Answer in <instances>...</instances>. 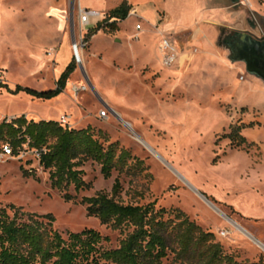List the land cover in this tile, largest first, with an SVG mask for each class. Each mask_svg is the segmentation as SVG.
<instances>
[{
  "label": "rangeland",
  "instance_id": "1",
  "mask_svg": "<svg viewBox=\"0 0 264 264\" xmlns=\"http://www.w3.org/2000/svg\"><path fill=\"white\" fill-rule=\"evenodd\" d=\"M79 1L0 0V86L56 88L55 73L60 79L72 62L62 73L56 66L61 36L73 34L81 42ZM164 1L131 0L140 12L122 23L120 41L99 35L89 48L85 33L81 62L74 57L77 66L59 96L45 100L0 88V122L23 114L60 121L62 114H71L72 128L90 125L106 146L117 142L131 153L124 170L107 179L100 164L86 162L81 169L91 186L80 192L71 187L75 199L66 201L34 150L18 156L0 150V206L52 214L62 232L94 228L110 238L106 247L116 248L126 233L89 216L82 200L100 191L113 195L120 179L116 198L123 203L181 209L214 233L224 255L232 258L224 264L264 263V81L223 43L231 32L264 37V0H224L247 15L242 24L211 22L208 45L204 34L201 45L194 43L196 29L164 36L151 30L150 24L161 28ZM83 4L101 8L98 0ZM172 4L175 22L189 26L193 7L184 0ZM163 38L177 46L171 67L162 64ZM83 84L90 90L74 93L72 87ZM106 107L111 110L101 117ZM238 127L255 145L237 146L228 137ZM138 159L143 169L136 167ZM163 264L190 263L170 252Z\"/></svg>",
  "mask_w": 264,
  "mask_h": 264
},
{
  "label": "trees",
  "instance_id": "2",
  "mask_svg": "<svg viewBox=\"0 0 264 264\" xmlns=\"http://www.w3.org/2000/svg\"><path fill=\"white\" fill-rule=\"evenodd\" d=\"M130 11L131 6L125 0L91 28L85 39L89 41L100 30L117 31L118 24L111 20H125ZM76 66L73 59L54 89L17 85L12 90L6 84L0 88L14 94L24 91L36 98L51 99L64 92ZM228 137L237 146L255 145L242 134L241 127ZM5 147L14 156L28 150L39 154L40 164L49 170L52 187L64 192L66 201L75 199L69 193L71 187L80 192L91 186L81 169L86 162L100 164L102 174L108 179L114 170L122 172L132 157L117 142L106 146L90 125L72 128L55 119H29L25 114L0 122V150ZM136 161V167L143 169L144 162ZM121 192V181L116 179L113 195L100 191L82 200L89 216L126 233L116 248L106 247L110 238L94 228L62 232L55 228L52 214L30 213L13 204L0 206V264H163L170 252L190 264H224L232 260L224 255L222 245L215 242L214 233L204 231L181 209H157L156 202L125 204L116 198Z\"/></svg>",
  "mask_w": 264,
  "mask_h": 264
},
{
  "label": "crops",
  "instance_id": "3",
  "mask_svg": "<svg viewBox=\"0 0 264 264\" xmlns=\"http://www.w3.org/2000/svg\"><path fill=\"white\" fill-rule=\"evenodd\" d=\"M125 0H98L99 5H101V8L95 9L93 6L87 4H83V0L79 1V5L81 8L86 9V10H91L95 14L89 18L90 22L87 26L84 27V34L93 27H95L103 18L107 16V14L120 6ZM128 1L129 5L131 6V9H136L137 11V16L140 12V9L138 5H133L131 0H126ZM172 1L174 0H168L164 1L165 5L163 6V16L162 20L160 21V26H154L150 24L152 27L151 30H155L158 34H161V36H164L166 32L174 30L175 33H186V32H191V30L196 29L195 35H193V40L194 43L197 45H201V34H204L205 37L202 39L203 43L205 45L210 44V38H211V32L212 28L210 27L211 22L219 23L222 25H227V24H233L237 23L238 20L242 24L244 23L243 18L245 15H247V11L243 7L239 8H234L232 5L227 4L224 0H184L189 3L190 6L193 7V17L191 20V24L189 26L185 25L184 22L176 23L175 18H174V8L175 6L172 4ZM234 3L236 0H232ZM93 3V2H92ZM186 3V2H185ZM80 15V13H79ZM143 16L148 17V11L144 10L142 12ZM136 16V17H137ZM80 20H81V16ZM131 18V15H129L125 20ZM149 18V17H148ZM247 18V16H246ZM125 20H119V19H112L111 22L116 21V23L119 26V29L115 32H106L105 30H100L97 34H95L90 41V46H92L94 39H96L99 35H106L108 37H112L116 41H120V35L122 32V23ZM147 23L148 20H146ZM139 23H137L138 25ZM136 25V28H137ZM198 26V27H197ZM138 29V28H137ZM143 26L141 25V28L138 30H142ZM81 31V30H80ZM138 33V32H137ZM74 41V35H67L63 34L61 36V39L59 40L58 44V49L56 50L55 53V58H56V66L59 68L60 66V73L64 71V68L69 64L73 59H74V54L72 50V43ZM160 51V49H159ZM61 57V65L57 63L58 57ZM88 56V52H87ZM148 64V63H144ZM56 74V79L57 81L59 80V73ZM81 110V108H79ZM27 115V114H26ZM65 114H62L60 117H62ZM71 116V114H68ZM58 117V118H60ZM83 120V119H81Z\"/></svg>",
  "mask_w": 264,
  "mask_h": 264
},
{
  "label": "built area",
  "instance_id": "4",
  "mask_svg": "<svg viewBox=\"0 0 264 264\" xmlns=\"http://www.w3.org/2000/svg\"><path fill=\"white\" fill-rule=\"evenodd\" d=\"M79 13L81 16V20H80L81 21V33H82L81 42L74 40L72 43V50H73V54H74L75 59L78 62H81L80 50L83 49L87 45V43H84L85 42L84 36H83L84 35V27L89 24V22H90L89 18L91 16H93L95 13L91 10H86V9L81 8V7H79ZM129 15L137 16L136 9H131ZM137 28L140 29L141 25L138 24ZM176 53H177V46L172 42V40L169 38H163L161 41V44H160V54L162 56L163 66L171 67L174 64V62H176V60H177V54ZM72 90L74 91V93L77 94L80 92L89 91L90 89H89L88 85L83 84V85L73 86ZM110 110H111V108L106 107L105 110L101 111L100 116L106 117L108 112H110ZM60 122H61V124L65 125V126L71 127L68 115H63L61 117ZM5 149L7 150L8 153H11L10 148L5 147Z\"/></svg>",
  "mask_w": 264,
  "mask_h": 264
},
{
  "label": "water",
  "instance_id": "5",
  "mask_svg": "<svg viewBox=\"0 0 264 264\" xmlns=\"http://www.w3.org/2000/svg\"><path fill=\"white\" fill-rule=\"evenodd\" d=\"M247 35L250 39L243 46L241 58L237 56L233 58L244 61L247 70L264 81V37L254 38L249 33Z\"/></svg>",
  "mask_w": 264,
  "mask_h": 264
},
{
  "label": "flooded vegetation",
  "instance_id": "6",
  "mask_svg": "<svg viewBox=\"0 0 264 264\" xmlns=\"http://www.w3.org/2000/svg\"><path fill=\"white\" fill-rule=\"evenodd\" d=\"M253 37L261 38L255 35H253ZM249 39L250 38L247 33L231 32L230 34L224 36L223 43L232 51L233 56L241 58L240 56L243 52V46Z\"/></svg>",
  "mask_w": 264,
  "mask_h": 264
}]
</instances>
